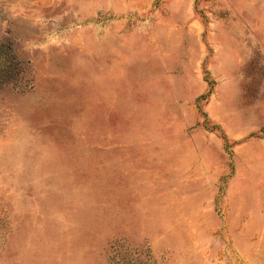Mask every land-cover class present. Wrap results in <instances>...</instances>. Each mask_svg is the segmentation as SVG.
<instances>
[{"label": "rangeland", "instance_id": "374dc122", "mask_svg": "<svg viewBox=\"0 0 264 264\" xmlns=\"http://www.w3.org/2000/svg\"><path fill=\"white\" fill-rule=\"evenodd\" d=\"M0 264H264V0H0Z\"/></svg>", "mask_w": 264, "mask_h": 264}]
</instances>
